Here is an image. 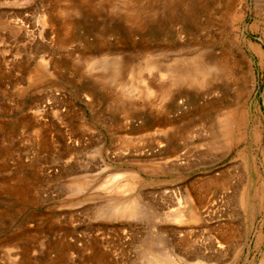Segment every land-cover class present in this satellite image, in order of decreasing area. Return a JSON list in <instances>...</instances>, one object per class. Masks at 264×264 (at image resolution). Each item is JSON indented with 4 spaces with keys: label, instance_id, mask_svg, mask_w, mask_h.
<instances>
[{
    "label": "rangeland",
    "instance_id": "1",
    "mask_svg": "<svg viewBox=\"0 0 264 264\" xmlns=\"http://www.w3.org/2000/svg\"><path fill=\"white\" fill-rule=\"evenodd\" d=\"M86 1L0 0V264H156L143 250L152 238L168 255L157 264L194 263L200 252L219 264L258 260L264 8L236 1L231 23L224 0L202 11L187 0H140L154 13L133 25ZM98 43L133 70L114 80L113 66L94 52ZM143 45L170 80L148 70ZM199 53L232 69L212 71L210 93L173 82L184 65L173 56ZM148 78L171 85L169 97L147 95ZM152 114L165 120L139 130ZM131 202L141 214L117 212Z\"/></svg>",
    "mask_w": 264,
    "mask_h": 264
},
{
    "label": "bare ground",
    "instance_id": "2",
    "mask_svg": "<svg viewBox=\"0 0 264 264\" xmlns=\"http://www.w3.org/2000/svg\"><path fill=\"white\" fill-rule=\"evenodd\" d=\"M86 1V0H85ZM144 1H146V0H144ZM143 1V2H144ZM200 1L201 0H187V2H186V4H187V6L189 7V9H199V10H206L205 8H207L208 7V4L210 3L209 1L210 0H205V3H203V5H201L200 4ZM212 1V0H211ZM237 1V4H238V6H240L241 7V9H246L248 6H249V3H250V1H252L251 2V4H254V5H256V6H258V7H263L264 8V0H224V2H223V8H224V10H226L231 16H230V19H229V21L232 23L233 21H235V17L234 16H236V15H234V12L232 11V7H233V4L235 3ZM148 2V1H147ZM150 2V1H149ZM86 3H87V1H86ZM144 4V3H143ZM71 5V4H70ZM89 6H90V8L92 7V9H96V8H98L99 9V7H101L102 5V7H101V9L105 6V7H108V8H112L114 11H115V13L119 16V18L123 21V23H125V21L126 22H130V23H135V22H137V20H139V18H141L142 17V14H152V13H154L153 12V10L151 9V8H149V4H147L146 2H145V5H143L142 6V3L140 2V0H91V2H89V4H88ZM253 5V7H255ZM69 6V5H68ZM187 7V8H188ZM184 8V7H183ZM70 9V8H69ZM69 9H67L68 11H69ZM86 9V8H85ZM91 9V10H92ZM259 9V8H258ZM65 10V9H64ZM84 10V9H83ZM105 10V9H104ZM113 10H110L111 12H113ZM157 10V9H156ZM186 10V9H185ZM260 10V9H259ZM61 11V10H60ZM66 11V10H65ZM100 11V10H99ZM102 11V10H101ZM108 11V10H107ZM183 11V10H182ZM256 11H258L257 9H256ZM263 11H264V9H263ZM62 13H63V11H61ZM94 12H96V11H94ZM109 12V11H108ZM110 12V13H111ZM150 12H152V13H150ZM205 12V11H204ZM65 13V12H64ZM69 13V12H68ZM74 13V12H73ZM92 13H93V11H92ZM99 13V12H98ZM172 13V12H171ZM232 13V14H231ZM66 14V13H65ZM64 14V15H65ZM71 14H72V12H71ZM70 14V15H71ZM107 14H109V13H107ZM169 14V13H168ZM69 15V16H70ZM76 15V14H75ZM170 15V14H169ZM257 15V14H256ZM261 15H263L264 16V12H262V14ZM73 16H74V14H73ZM141 16V17H140ZM147 16V15H146ZM153 16V15H152ZM171 16H173V15H171ZM70 17H72V16H70ZM74 17H76V16H74ZM147 18V17H146ZM196 18V17H195ZM64 19V18H63ZM145 19V18H144ZM150 19V18H149ZM143 20V19H142ZM152 20V19H151ZM149 21V20H148ZM66 22V21H65ZM126 24V23H125ZM63 25V24H62ZM70 25V24H69ZM128 25H129V23H128ZM134 25V24H133ZM138 25V24H137ZM61 26V25H60ZM64 26H66V25H64ZM132 26V25H131ZM63 27V26H62ZM67 27V26H66ZM69 27V26H68ZM65 28V27H64ZM62 29V28H61ZM66 29H68V28H66ZM64 30V29H63ZM63 30L61 31V32H63ZM140 30V29H139ZM69 31V30H68ZM94 31V30H93ZM102 31V30H101ZM99 32V31H98ZM64 33V32H63ZM66 33V32H65ZM102 34V33H101ZM65 38V37H64ZM99 38V37H98ZM103 42V41H102ZM64 43V42H63ZM105 43V42H104ZM108 43V42H107ZM139 44V43H138ZM183 44V43H182ZM95 45V44H94ZM98 45H99V43H98ZM102 45V44H101ZM104 45V44H103ZM106 46V45H105ZM144 46V45H143ZM188 46V45H187ZM107 47V46H106ZM39 48V47H38ZM164 48V47H163ZM162 48V49H163ZM92 49V48H91ZM106 49H108V48H106ZM106 49H103L102 48V46H96V48H95V50H94V52L95 51H98V52H96V54L97 55H101V57H102V62H103V60H105V63H108V65H111V66H113V69L116 71L115 72V74H113V78H114V80H117V81H119V79L121 78V74H122V71L123 70H133V67H132V65H131V63H130V61H128V60H125L123 57L124 56H121L119 53H114V52H111V50H106ZM158 50H160V49H158ZM204 51H205V49H203ZM113 51V50H112ZM163 53L161 54V56H163V57H166L165 56V54H166V52H164L163 50H161ZM165 51H167L166 50V47H165ZM170 51H172V50H170ZM181 51H182V49H181ZM201 51H202V49H201ZM200 51V52H201ZM140 52H141V54H143V57H145L146 58V60H148V64H149V66H148V70H155L156 71V73H154L155 75H157V78H159L158 79V81H161V80H165V79H169V67H166V68H163V69H159L158 67H160V66H162V65H160L159 66V63L157 64V62H160V61H162V60H160V61H157V60H153L156 56L154 55V53H153V51H152V47L151 48H149V47H143L142 48V50H140ZM155 52V51H154ZM157 52V51H156ZM173 52H175V51H173ZM183 52V51H182ZM197 52V51H196ZM206 52V51H205ZM138 53V52H137ZM170 53H172V52H170ZM194 53V52H193ZM202 53V52H201ZM89 54H91V53H89ZM160 54V53H159ZM167 54H168V52H167ZM166 54V55H167ZM176 54V53H175ZM179 54V53H178ZM202 54H204V53H202ZM206 54V53H205ZM97 55H93L94 57L95 56H97ZM138 55H139V53H138ZM137 55V56H138ZM173 55V54H172ZM160 56V57H161ZM187 56V55H186ZM189 56V55H188ZM163 57H161V59L163 58ZM178 57V58H177ZM176 57V59H174V56H173V62L175 61V62H177L178 61V63H180L181 64V62L183 63L184 62V65H186L185 63L187 62H190L191 61V63H189L188 65H186V66H184L183 64H181V68L180 67H178V68H180L179 70H178V72L180 73V70H183L182 72H181V74H179V75H176L175 77H173V82L174 83H176V81H178V83H179V81L180 80H184L186 83H188V84H197V85H200L202 88H204L205 89V92L206 93H210V92H212L211 91V89H214V85H212L213 84V81H215V79L213 80V78H217V75H215L216 74V72H217V74L219 73V72H223L224 74H228L227 76H229V72H230V70H232L231 69V67L230 66H228L226 63H222V62H220V61H211L210 59H208V58H206V56L205 57H203L200 53H199V55L198 54H196V55H192V56H190V57H179V56H177ZM241 57V56H240ZM83 58L84 59H86L84 56H83ZM90 58V57H89ZM137 58V57H136ZM238 58V57H237ZM91 59H92V57H91ZM94 59V58H93ZM96 59V58H95ZM100 59V58H99ZM98 59V60H99ZM127 59V58H126ZM139 59V58H138ZM163 59H165V58H163ZM167 59V58H166ZM172 59V58H171ZM88 60V59H87ZM87 60H86V62H87ZM234 60V59H233ZM237 60V59H236ZM168 61V60H167ZM166 61V62H167ZM221 61H224V60H221ZM96 62V61H95ZM163 62V61H162ZM161 62V63H162ZM169 63H172V60H171V62H170V60L168 61ZM224 62H226V61H224ZM229 62V61H228ZM238 62H241V61H238ZM87 63H89V61L87 62ZM86 63V64H87ZM91 63H92V60H91ZM98 63H100V61L98 62ZM141 63V62H140ZM234 63V62H233ZM96 64H97V62H96ZM174 64H176V63H174ZM245 64V63H244ZM98 65V64H97ZM106 65V64H105ZM105 65H103L104 67H107V66H105ZM169 65V64H168ZM179 65V64H178ZM182 65L184 66V67H182ZM87 66V65H86ZM172 66V65H171ZM236 66V65H235ZM238 66H239V64H238ZM244 66H246V65H244ZM165 67V66H164ZM135 68V67H134ZM161 68V67H160ZM239 68V67H238ZM103 69V68H102ZM110 69H111V67H110ZM142 69H144V68H142ZM173 70H174V68H173ZM186 70H189V72H187ZM107 71V70H106ZM212 71H216L215 72V74H214V76H216V77H214L213 75H212V73H214V72H212ZM110 72H112V71H110ZM139 72H140V70H139ZM103 73H105V72H103ZM126 73V72H125ZM174 73H176L175 71H174ZM222 73V74H223ZM129 74V73H128ZM178 74V73H177ZM221 74V73H220ZM101 75V74H100ZM100 75H98V76H100ZM104 75V74H103ZM110 75V74H109ZM127 75V74H126ZM242 75H244V73L242 74ZM241 75V76H242ZM102 76V75H101ZM111 76V75H110ZM134 76V75H133ZM223 76V75H222ZM226 76V75H225ZM224 76V77H225ZM226 76V77H227ZM112 77V76H111ZM150 77H154L153 75H152V73L150 74ZM177 77H179V78H177ZM181 78V79H180ZM237 78V77H236ZM239 78V77H238ZM98 79V78H97ZM156 79V78H155ZM227 79V78H226ZM248 79V78H247ZM246 79V80H247ZM112 80V79H111ZM143 80H145V79H143ZM170 80V79H169ZM103 81V80H102ZM138 81V80H137ZM183 81V82H184ZM216 81H217V79H216ZM106 82H108V81H106ZM111 82V81H110ZM141 82H142V80H141ZM147 82V86L145 85V83ZM145 83H144V85L146 86V92L148 93H154V94H156V95H158V96H160L162 99L163 98H166V97H169V89H170V87H171V85H170V87L169 86H166V84L165 85H161V86H158V87H156L154 84V79L152 80L151 78H148V80L146 81ZM162 82V81H161ZM234 82V81H233ZM112 83V82H111ZM120 83V82H119ZM133 83V82H132ZM136 83V82H135ZM104 84V83H103ZM117 84V83H116ZM183 84V83H182ZM105 85V84H104ZM118 85H121V83L120 84H118ZM175 85V84H174ZM123 86V85H122ZM186 86V85H185ZM195 86V85H194ZM133 87H134V85H133ZM119 88H121V87H119ZM145 88V87H144ZM144 88H142V89H144ZM172 88V87H171ZM198 88V87H197ZM122 89V88H121ZM122 91H124V89L122 90ZM144 91V90H143ZM203 91V90H202ZM125 92V91H124ZM141 92V91H140ZM214 92V91H213ZM145 93V92H144ZM149 93L147 94V95H149ZM126 94V93H125ZM150 95H152V94H150ZM155 95V96H156ZM203 95V94H202ZM205 95V94H204ZM120 96V95H119ZM123 96H125V95H123ZM122 96V97H123ZM127 96V95H126ZM143 96V95H142ZM118 97V96H117ZM138 97V96H137ZM145 97V96H144ZM153 97V96H152ZM116 98V97H115ZM130 98V97H129ZM133 98V97H132ZM143 98V97H142ZM146 98V97H145ZM148 98V97H147ZM126 99V98H125ZM139 99V98H138ZM137 99V100H138ZM149 99V98H148ZM153 99V98H152ZM151 99V100H152ZM168 99V98H167ZM86 100V99H85ZM115 100V99H114ZM164 100V99H163ZM118 101V100H117ZM120 102V101H119ZM135 102V101H134ZM138 102V101H137ZM160 102H162V101H160ZM114 103V102H113ZM112 103V104H113ZM126 103V102H125ZM128 103V102H127ZM119 104V103H118ZM143 104V103H142ZM133 106H135V105H133ZM140 106V105H139ZM154 106H155V104H154ZM153 106V107H154ZM127 107V106H126ZM148 107V106H147ZM150 107V106H149ZM124 108H125V106H124ZM132 107H131V105H130V107L128 106L126 109H125V113H126V115H129L127 112H128V110L129 109H131ZM134 108V107H133ZM137 108V107H136ZM162 108V107H161ZM161 114V113H160ZM158 115V114H157ZM128 117V116H127ZM148 118L147 119H144L143 121H142V126H141V124H140V128H139V130L140 129H146V130H153L154 128V126H157V125H159V124H161L162 123V120H165V119H163L162 118V116L160 117V118H162V119H159V117L158 116H153V114L152 115H149V116H147ZM129 118V117H128ZM227 119V118H226ZM225 119V120H226ZM228 120V119H227ZM220 122H222L221 120L219 121V123ZM165 123V122H164ZM224 123H225V121H224ZM142 127V128H141ZM224 131H226V130H224ZM223 131V132H224ZM126 142V141H125ZM135 153V152H134ZM142 153V152H141ZM144 156V155H143ZM173 159V158H172ZM172 159H171V161H172ZM173 161H175V159L173 160ZM180 161V160H179ZM177 162V161H176ZM109 180H111V179H108V180H106V183H108L109 182ZM7 189V188H6ZM13 190V189H12ZM16 190V189H15ZM15 190H14V192H15ZM18 190V189H17ZM11 191V190H10ZM244 191H246V190H244ZM20 194V193H19ZM22 194V193H21ZM244 196V195H243ZM240 197H242V195L240 196ZM241 201H244L243 199L241 200ZM132 203V202H131ZM138 204V203H137ZM139 205V204H138ZM121 206V205H120ZM125 207V206H124ZM126 208V210H124ZM124 209H119L117 212L119 213V214H126V212H128L127 214H133V215H135L136 213H140L139 211H141L142 210V208L139 210L138 208H137V206H136V204L135 203H132V204H130L128 207H125ZM196 209V208H195ZM111 210V209H110ZM114 210V209H113ZM115 210H117V208L115 209ZM197 211V210H196ZM209 211V210H208ZM207 211V209H205V211H203V213L204 212H208ZM112 212H114V211H112ZM200 212V211H199ZM198 212V213H199ZM210 212V211H209ZM109 213H111L110 211H109ZM115 213V212H114ZM113 213V214H114ZM118 213H117V215H118ZM143 213V212H142ZM200 213H202V212H200ZM202 213V214H203ZM127 214L125 215L126 217H127ZM141 214V213H140ZM201 214V215H202ZM205 215L207 214V213H204ZM203 214V215H204ZM111 215V214H110ZM109 215V216H110ZM164 215V214H163ZM204 215V216H205ZM112 216H114L115 217V215H112ZM130 216H132V215H129L128 217H130ZM136 216V215H135ZM178 216H179V214H178ZM180 216H182V215H180ZM179 216V217H180ZM208 216V215H207ZM122 217V216H121ZM139 217V216H138ZM178 217V218H179ZM183 217V216H182ZM108 218H110V217H108ZM119 218V217H118ZM131 218V217H130ZM134 219L136 218V217H133ZM176 219H177V217H175ZM174 218V219H175ZM180 219V218H179ZM161 220V219H160ZM163 223V222H162ZM158 229V228H157ZM182 231V230H181ZM179 232H180V230H179ZM146 237V236H145ZM245 238V237H244ZM248 239V238H247ZM146 240V239H145ZM261 240V236H259L258 237V239L255 241V244H254V247H253V249H258V244H260V243H258L259 241ZM144 241V240H143ZM141 243V242H140ZM162 243V240L160 241L159 239H154V238H152V239H150L149 241H147L146 243H143V245H144V247H143V245H142V243H141V245H142V247H143V250H144V248H145V251H146V254L148 255V256H150V263H152V261H153V263H155L154 261H156V264L157 263H159V261L160 262H164L166 259H167V256L168 255H166L163 251L164 250H161V249H163L162 247H160V245L159 244H161ZM163 244V243H162ZM144 251V252H145ZM248 254L250 253V247L248 248ZM259 253V252H258ZM146 255V256H147ZM248 258V257H247ZM180 259V258H179ZM192 261L193 260H195L196 262H194V263H192V264H219V262L215 259V258H213L212 256H210V255H206V254H204V253H199L198 255H195L193 258H190ZM190 259H187V261L188 260H190ZM171 260V259H170ZM168 261V260H167ZM166 261V263H169V262H167ZM180 261H182V260H180ZM183 261H184V259H183ZM244 261V260H243ZM186 262V261H185ZM149 263V262H148ZM187 264H189L188 262H186ZM190 263V264H191ZM246 264H264V250H260V257H259V259L257 260V259H255V258H253V259H250Z\"/></svg>",
    "mask_w": 264,
    "mask_h": 264
}]
</instances>
